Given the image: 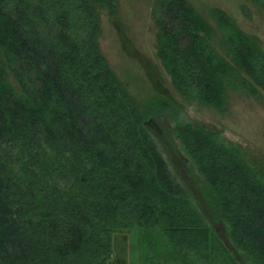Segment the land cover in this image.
<instances>
[{"label": "trees", "instance_id": "16d2710c", "mask_svg": "<svg viewBox=\"0 0 264 264\" xmlns=\"http://www.w3.org/2000/svg\"><path fill=\"white\" fill-rule=\"evenodd\" d=\"M116 3L0 0V264H106L113 230L133 228L158 230L177 264H239L215 220L264 264V172L216 132L155 130L159 106L135 104L99 46L100 11L115 18ZM213 18L219 32L185 0L152 11L173 85L222 112L227 88L264 92V53L227 15ZM163 137L202 177L214 219L160 152Z\"/></svg>", "mask_w": 264, "mask_h": 264}, {"label": "rangeland", "instance_id": "374dc122", "mask_svg": "<svg viewBox=\"0 0 264 264\" xmlns=\"http://www.w3.org/2000/svg\"><path fill=\"white\" fill-rule=\"evenodd\" d=\"M156 0H117L116 17L100 11L99 46L108 64L139 107L156 108L153 114L156 131L173 133L177 125L191 123L205 131L216 132L220 141L239 150L245 161L264 172V92L250 94L239 87L226 89V107L219 111L195 97H184L173 85L156 53L157 27L152 19ZM192 10L214 31L219 28L213 18L220 11L238 28L255 37L264 53V6L256 0H185ZM220 37L215 38L219 50ZM228 59V57H227ZM169 152H160L190 189L194 202L211 219L199 176L193 166L177 158L166 137ZM177 143V142H176ZM217 234L231 249L239 264H249L228 238L226 226L215 220ZM112 254L106 264H177L166 239L155 229H115L111 236ZM191 264H198L190 261ZM187 264H190L189 262Z\"/></svg>", "mask_w": 264, "mask_h": 264}]
</instances>
